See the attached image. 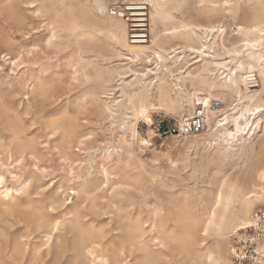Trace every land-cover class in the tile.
<instances>
[{
  "label": "rangeland",
  "instance_id": "1",
  "mask_svg": "<svg viewBox=\"0 0 264 264\" xmlns=\"http://www.w3.org/2000/svg\"><path fill=\"white\" fill-rule=\"evenodd\" d=\"M118 1L128 2L0 0V68L4 69L0 71V209L9 210L12 204H21L23 209L30 201L43 205L44 211L59 221L69 219L68 212L80 209L85 221L103 229L106 244L115 238L117 232L112 230L122 214L139 216L147 227L155 212L166 216L186 207L200 211L215 192L226 189V184L246 179L244 161L248 159L250 166L264 159V90L259 93L258 130L238 143L214 144L205 134L187 140L194 135L171 138L165 148H159L151 139L148 122L139 121L138 141L131 143L126 135V143L119 144L123 135L120 119L125 111L115 106L126 99L125 95L146 92L152 97L151 121L163 117L175 123L195 115L182 120L188 109L184 102L179 101L183 106L177 109L172 100L158 97L156 88L143 89L141 81H134L132 72L154 69L153 61L151 65L144 63V56L136 63L118 61L113 42L101 28L106 5ZM178 1L164 19L156 17L154 9L147 5L150 44L164 28L167 49L180 43L172 37L175 30L215 26L218 38L214 50L221 52L223 39L237 38L235 26L252 23L255 14L249 0ZM81 10L88 13L84 18ZM53 36L54 46L47 49V41ZM38 47L40 52L33 51ZM21 54L22 64L13 67L11 61ZM146 55L151 56L150 50ZM192 57H186L177 67L194 62ZM202 62L189 68L183 83L187 92H192V81L205 75ZM41 64L49 69L55 65L56 71L44 82L43 91L37 92L32 86L38 85L41 75H48L39 67ZM176 69L171 68L173 74ZM121 76L127 78L120 80ZM161 76L167 80L173 99L175 77H168L167 72ZM19 81L28 86L24 95H35L23 99L24 90L17 88ZM240 90L244 87L240 86ZM220 97L227 104L232 101L228 96L215 98ZM212 100L213 108H217L218 102ZM102 103L116 115L103 111ZM69 173H75V177ZM5 189L10 190L13 200L4 198ZM15 212L0 218V231L5 236H0V264H27L34 246L39 247L44 264H54V251L47 254L45 246H41L45 233L34 232L27 237L25 225ZM215 240L211 235L201 247ZM15 243L25 245V257L19 262L8 258ZM166 247V253L171 255L166 262L177 264L180 256L176 248L170 243ZM127 261L131 262L132 257ZM58 264H72L71 253H66Z\"/></svg>",
  "mask_w": 264,
  "mask_h": 264
},
{
  "label": "bare ground",
  "instance_id": "2",
  "mask_svg": "<svg viewBox=\"0 0 264 264\" xmlns=\"http://www.w3.org/2000/svg\"><path fill=\"white\" fill-rule=\"evenodd\" d=\"M127 1L135 2L132 8L134 11H142L150 5L156 12V17L161 19L165 18L171 7L179 3L178 0ZM249 1L253 2L255 9L252 23L236 25L233 30L239 36L228 41L223 39L221 52L214 50L218 38L215 26L200 28L195 25L190 31L175 30L172 37L180 43L167 49L164 47L167 44L166 28L159 32L152 44L151 39L146 44H131L128 40V23L109 17L105 8L106 17L102 20L101 28L113 42L118 61L136 63L142 60L141 56H144V63L151 65L153 61L154 69L147 68L142 73L132 72L134 81H141L143 89L156 88L158 97L172 100L177 109L183 106L179 101L184 102L188 109L187 114L181 116L182 120L197 113L203 116L204 125L200 133L186 137L185 140L206 134L211 136L214 144L222 142L232 145L245 137H251L259 127V93L264 90V0ZM230 12L231 8L228 14ZM87 14L81 10L82 18ZM132 16L136 18L133 22H142L140 17L144 13L135 12ZM196 31H200L199 34ZM147 50H150L152 58L146 55ZM188 56H193L195 61L185 62L178 68ZM201 61L204 62L200 66L201 70L208 78L201 76L192 81V92H187L183 83L189 76L188 70ZM171 68H177V73L173 74ZM165 72L168 77H175L173 87L176 97L173 99L169 95L167 80L161 76ZM124 78L127 76H121L120 80ZM240 86L244 90H240ZM254 87L260 88V91L250 90ZM125 96L126 99L115 106L116 109L125 111L120 119L123 135L118 141L121 145L126 143V135L130 137L131 143L138 141L137 123L146 121L150 124V111L153 107L152 97H148L146 92H133ZM217 96H228L232 101L227 104L222 97L216 99ZM212 99L218 102L217 108H213ZM102 110L110 112L111 116L116 115L103 103ZM207 142L211 143L210 140ZM140 143L145 144L144 141ZM243 164L246 179L226 184V189L215 192L200 211L195 207H186L166 216L155 212L151 225L147 227L139 216L122 214L112 230L117 234L108 244L103 242L106 235L103 229L85 221V215L80 209L68 212L70 218L59 221L50 217L43 205H34L29 201L24 204L26 207L23 209H20L21 204H12L9 210L0 209V218L4 213L11 215L16 211L28 232L27 237L34 232L45 233V241L41 246H45L47 254L54 251V264H58L68 252L71 253L72 264H169L166 262L171 257L166 253L168 243L176 248L180 256L177 264H230L231 237L238 228L246 224L248 215L258 208L256 206H264V159H259L250 166H247V159ZM4 193V198H15L9 189H5ZM2 233L0 231V236L5 237ZM211 235L216 240L209 246L201 247ZM25 251L24 243H15L9 249L8 258L19 262L25 257ZM128 257H132L131 262L127 261ZM42 258L39 247L34 246L27 264H44Z\"/></svg>",
  "mask_w": 264,
  "mask_h": 264
},
{
  "label": "built area",
  "instance_id": "3",
  "mask_svg": "<svg viewBox=\"0 0 264 264\" xmlns=\"http://www.w3.org/2000/svg\"><path fill=\"white\" fill-rule=\"evenodd\" d=\"M135 2H113L106 6V14L115 19L125 20L128 23V40L131 44H140L150 41L147 28V13L134 11ZM144 13L142 22H133V13ZM141 24L143 27H134ZM138 42V43H137ZM143 44V43H142ZM204 125V118L196 114L192 118L182 122H170L163 117H154L149 125L152 140L155 146L165 148L171 138H181L198 134ZM230 264H264V209L255 208L247 218L246 224L238 228L230 240Z\"/></svg>",
  "mask_w": 264,
  "mask_h": 264
},
{
  "label": "snow or ice",
  "instance_id": "4",
  "mask_svg": "<svg viewBox=\"0 0 264 264\" xmlns=\"http://www.w3.org/2000/svg\"><path fill=\"white\" fill-rule=\"evenodd\" d=\"M54 41H55V36H53L51 39H49L47 41V49H52L53 46H54ZM40 48H35L33 51H36V52H40ZM29 56L32 55L31 52L28 53ZM22 60H23V54H21L20 57H18L16 60L14 61H11L13 67H15L17 64H22ZM39 67H41L42 71H47L48 72V75L47 76H44V75H41L39 77V83L38 85H33L32 87L36 89L37 92H42L43 91V88H44V82L47 81L48 79H50L52 77V74L56 71L55 69V65H52L51 68H44L43 65H39ZM4 69L3 68H0V71H3ZM17 88L18 89H23L24 91L21 92V97L25 100L29 99L30 96L32 95H35V93L33 92H29V95H24V92L28 91V86L24 84L23 81H19L17 83ZM205 105H206V102H205ZM145 143H147V141H144ZM70 176H72L73 178L75 177V173H69ZM15 179V177H14ZM3 182V178L0 177V183ZM44 191H47V189H44ZM64 189H61V192H63ZM116 189L113 188V192H115ZM207 234V232L205 233ZM105 264H107V262H105Z\"/></svg>",
  "mask_w": 264,
  "mask_h": 264
}]
</instances>
